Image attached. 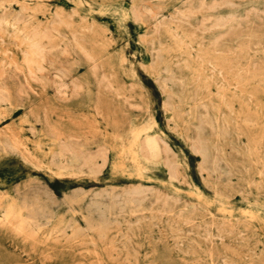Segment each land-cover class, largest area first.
I'll return each mask as SVG.
<instances>
[{
	"label": "rangeland",
	"instance_id": "374dc122",
	"mask_svg": "<svg viewBox=\"0 0 264 264\" xmlns=\"http://www.w3.org/2000/svg\"><path fill=\"white\" fill-rule=\"evenodd\" d=\"M0 264H264V0H0Z\"/></svg>",
	"mask_w": 264,
	"mask_h": 264
},
{
	"label": "bare ground",
	"instance_id": "6f19581e",
	"mask_svg": "<svg viewBox=\"0 0 264 264\" xmlns=\"http://www.w3.org/2000/svg\"><path fill=\"white\" fill-rule=\"evenodd\" d=\"M246 12H247V11H246ZM133 16H134V15H133ZM42 34H43V33H42ZM112 39H113V38H112ZM174 39H175V38H174ZM38 40H39V38H38ZM40 41H41V40H40ZM105 42H106V41H105ZM25 46H26V45H25ZM29 47H30V46H29ZM49 49H50V48H49ZM124 51H125V49H124ZM47 55H48V54H47ZM28 63H29V62H28ZM54 75H55V74H54ZM64 86H65V85H64ZM62 89H63V88H62ZM145 142H146L147 146H149L150 148H151V147H154V141H153V140H151V139H147ZM14 144H15V143H14ZM17 144H18V143H17ZM200 145H201V144H200ZM18 146H19V145H18ZM6 147H7V146H6ZM19 147H20V146H19ZM21 147L23 148V146H21ZM24 147H25V146H24ZM1 149H2V148H1ZM77 150H78V149H77ZM2 151L4 152L3 149H2ZM24 152H25V151H24ZM192 153H194V152H192ZM12 154H14V153H12ZM16 154H17V153H16ZM195 155H196V154H195ZM31 157H32V156H31ZM58 158H60V157H58ZM98 160H99V159H98ZM13 161H14V160H13ZM19 161H20V160H19ZM25 161H26V160H25ZM25 161H24V162H25ZM22 162H23V161H22ZM28 162H29V161H28ZM23 164H24V163H23ZM31 164H32V163H31ZM36 164H37V163H36ZM62 164H63V162L61 163V165H62ZM28 165H29V164H28ZM38 166H39V165H38ZM31 167H32V165H31ZM34 168H35V167H34ZM59 168H60V167H59ZM74 168H75V167H74ZM169 168H170V170H172V171L174 170V168H173V166H172L171 163H170V165H169ZM38 169H39V168H38ZM38 169H37V170H38ZM79 169H80V168H79ZM35 170H36V169H35ZM80 172H81V171H80ZM146 173H147V172H146ZM166 173H167V172H166ZM69 174H71V173H69ZM101 174H102V173H101ZM34 175H35V174H34ZM75 175H77V174L75 173ZM97 175H98V174H97ZM56 176H58V175H56ZM71 176H72V175H71ZM93 176H94V175H93ZM172 176H174V175L172 174ZM72 177H73V176H72ZM59 178L62 179V177H60V175H59ZM172 178H173V177H172ZM93 179H95V178L93 177ZM33 180H34V178H33ZM65 180H66V179H65ZM168 180H170V179H168ZM36 181H37V179H36ZM38 181H39V180H38ZM38 181H37V183H38ZM170 181H171V180H170ZM34 182H35V181H34ZM176 182H177V181H176ZM35 183H36V182H35ZM177 183H178V182H177ZM179 184H180V183H179ZM16 185H18V184H16ZM32 185H34V184H32ZM36 185H37V184H36ZM38 185H39V184H38ZM41 186H42V184H41ZM12 187H13V186H12ZM16 188H17V187H15V189H16ZM31 188H32V187H31ZM45 188H46V186H44V189H45ZM47 188H48V187H47ZM15 189H14V191H15ZM35 189H37V188L35 187ZM48 189H49V188H48ZM135 189H136V188H135ZM37 190H39V189H37ZM50 190H51V189H50ZM147 190H148V189H147ZM41 191H42V190H41ZM41 191H40V192H41ZM67 191H68V190H67ZM69 191H70V190H69ZM77 191H78V190H77ZM11 192H13V191H11ZM18 192H19V191H18ZM20 192H21V191H20ZM38 192H39V191H38ZM48 192H49V191H48ZM50 192H52V191H50ZM62 192H63V191H62ZM14 193H15V192H14ZM70 193H71V192H70ZM124 193H125V192H124ZM146 193H147V192H146ZM20 194H21V193H20ZM41 194H42V193H41ZM85 194H86V193H85ZM102 194H103V193H102ZM119 194H120V193H119ZM141 194H143V193H141ZM17 195H18V193H17ZM74 195H75V193H74ZM5 196H7V195H5ZM18 196H19V195H18ZM21 196H22V195H21ZM48 196H50V195H48ZM65 196H66V195H65ZM80 196H81V195H80ZM117 196H118V195H117ZM23 197H24V195H23ZM45 197H46V196H45ZM53 197H54V196H53ZM118 197H119V196H118ZM37 198H38V197H37ZM51 198H52V197H51ZM80 198H81V197H80ZM80 198H79V199H80ZM82 198H83V196H82ZM84 198H85V197H84ZM103 198H105V197H103ZM119 198H121V196H120ZM23 199H24V198H23ZM63 199H64V198H63ZM68 199H69V198H68ZM77 199H78V197H76L75 200H77ZM79 199H78L77 201H79ZM86 199H87V197H86ZM24 200H25V199H24ZM50 200H51V199H50ZM50 200H49V201H50ZM55 200H56V199H55ZM66 200H67V198L65 197V201H66ZM72 200H74V199H72ZM34 201H35V200H34ZM49 201H48V202H49ZM59 201H60V200H59ZM63 201H64V200H63ZM63 201H62V202H63ZM12 202H13V201H12ZM22 202H23V200H22ZM37 202H39V201L37 200ZM44 202H45V201H44ZM69 202H70V201H69ZM51 203H52V202H51ZM63 203H64V202H63ZM66 203H67V202H66ZM73 203H74V202H73ZM22 204H23V203H22ZM22 204H20V205H22ZM9 205H10V203H9ZM44 205H45V204H44ZM51 205H53V204H50L49 206H51ZM60 205H61V204H60ZM64 205H67V204H64ZM71 205H72V204H71ZM73 205H74V204H73ZM87 205H88V204H87ZM10 206H12V205H10ZM24 206H25V205H24ZM46 206H48V205H46ZM56 206H57V205H56ZM61 206H63V205H61ZM69 206H70V205H69ZM51 207H52V206H51ZM70 207H71V206H70ZM89 207H90V206H89ZM92 207H93V206H92ZM68 208H69V207H68ZM84 208H85V207H84ZM24 209H25V208H24ZM24 209L21 208L20 210L23 211ZM27 209H28V208H27ZM43 209H44V208H43ZM73 209H74V208H73ZM20 210H19V211L16 210V211H18V212L20 213V212H21ZM82 210H84V209H82ZM82 210H81V211H82ZM85 210H86V209H85ZM89 210H90V209H89ZM25 211H26V210H25ZM25 211H23V212H25ZM73 211H74V210H73ZM73 211H72V212H73ZM81 211H79V212H81ZM92 211H93V210H92ZM65 212H66V211H65ZM72 212H71V213H72ZM86 212H87V210H86ZM16 213H17V212H16ZM76 213H77V212H76ZM88 213H89V212H88ZM135 213H137V212H135ZM46 214H47V213H46ZM73 214H74V213H73ZM79 214H81V213H79ZM92 214H93V213H92ZM92 214H91V215H92ZM129 214H130V213H129ZM131 214H134V213H131ZM16 215L20 216V214H16ZM47 215H48V214H47ZM85 215H86V213H85ZM85 215H84V216H85ZM87 215H88V214H87ZM43 216H44V215H43ZM75 216H76V215H75ZM82 216H83V215H82ZM82 216H81V217H82ZM88 216H89V215H88ZM88 216H85V217H88ZM56 218H57V217H56ZM88 218H90V216H89ZM20 219H21V220H24V218H21V217H20ZM20 219H19V221H20ZM26 219H27V218H26ZM91 219H92V218H91ZM91 219H90V220H91ZM60 220H61V219H60ZM78 220H79V219H78ZM86 220H87V219H86ZM19 221H18V222H19ZM27 221H28V220H27ZM31 221H32V220H31ZM71 221H72V220H71ZM88 221H89V220H88ZM23 222L26 223L25 220H24ZM72 222H73V221H72ZM91 222H93V221H91ZM91 222L89 223V225L91 224ZM20 223H22V222L20 221ZM20 223H19V224H20ZM29 223H30V222H29ZM74 223H75V221H74ZM87 223H88V222L86 221V223H85L86 226H85V227H87V225H88ZM103 223H104V222H103ZM85 224H84V225H85ZM105 224H106V223H105ZM22 225H25V224L22 223ZM28 225H29V224H28ZM59 225H61V224H59ZM98 225H99V222H98ZM100 225H101V224H100ZM106 225H107V224H106ZM20 226H21V224H20ZM20 226H19V227H20ZM64 226H65V225H64ZM64 226H63V227H64ZM73 226H75V224H74ZM110 226H111V225H110ZM110 226H109V227H110ZM29 227H30V226H28V228H29ZM78 227L80 228V226H78ZM78 227H77V228H78ZM90 227H91V226H90ZM20 228H22V226H21ZM26 228H27V227H25V229H26ZM28 228H27V229H28ZM50 228H51V227H50ZM53 228H54V227H53ZM55 228H56V227H55ZM67 228H68V227H67ZM73 228H74V227H73ZM77 228H76V229H77ZM79 228H78V229H79ZM81 228H82V227H81ZM25 229H24V230H25ZM68 229H69V228H68ZM83 229H84V228H83ZM87 229H88V228H87ZM101 229H102V228H101ZM117 229H118V228H117ZM104 230H106V229H104ZM104 230H102V232H103ZM108 230H109V229H108ZM108 230H106V231H108ZM110 230H111V229H110ZM112 230H115V229H112ZM38 231H39V230H38ZM72 231H73V230H72ZM74 231H78V230H74ZM80 231H81V230H80ZM80 231H79V232H80ZM82 231H83V230H82ZM60 232H61V231H60ZM70 232H71V231H70ZM70 232H69V235H71V234L73 233V232H71V234H70ZM88 232H89V231H88ZM104 232H105V231H104ZM118 232H120V231H118ZM34 234H35V233H34ZM47 234H48V233H47ZM57 234H59V233L57 232ZM57 234H56V235H57ZM73 234H74V233H73ZM75 234H78V233L75 232ZM116 234H117V233H116ZM56 235H55V236H56ZM72 236H73V235H72ZM72 236H71V237H72ZM112 236H113V235H112ZM128 237H129V236H128ZM51 240H52V239H51ZM113 240H114V239H113ZM90 242H91V241H90ZM93 242H94V241H93ZM91 243H92V242H91ZM87 244H88V243H87ZM129 245H130V243H129ZM87 252H88V251H87ZM87 252H86V253H87ZM124 255H125V254H124ZM116 256H117V255H116ZM128 256H129V255H128Z\"/></svg>",
	"mask_w": 264,
	"mask_h": 264
}]
</instances>
